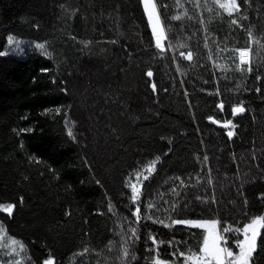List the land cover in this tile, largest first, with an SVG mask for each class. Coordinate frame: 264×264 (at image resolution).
<instances>
[{
    "label": "trees",
    "instance_id": "obj_1",
    "mask_svg": "<svg viewBox=\"0 0 264 264\" xmlns=\"http://www.w3.org/2000/svg\"><path fill=\"white\" fill-rule=\"evenodd\" d=\"M154 2L164 49L141 0H0V227L23 264H190L204 231L173 221L264 215V0Z\"/></svg>",
    "mask_w": 264,
    "mask_h": 264
},
{
    "label": "snow or ice",
    "instance_id": "obj_2",
    "mask_svg": "<svg viewBox=\"0 0 264 264\" xmlns=\"http://www.w3.org/2000/svg\"><path fill=\"white\" fill-rule=\"evenodd\" d=\"M145 4L147 6L148 0H145ZM222 8H225L231 14L232 10H238V4L236 0H228L227 3L220 5ZM151 18V13H150ZM179 19V17H176ZM235 23V21H234ZM153 29L155 31V25H153ZM11 39V38H10ZM159 46V42H158ZM39 48H43L44 45H37ZM183 56L184 53H181ZM246 53L241 51V62H244V57ZM188 59H191V54H188ZM250 70V69H249ZM149 76L152 75L151 72L148 73ZM245 109L242 106L235 107L233 109L234 113L243 112ZM227 126V125H225ZM71 134V133H69ZM229 136H232L233 133L229 132ZM133 191L135 192V187L133 186ZM133 199H136V196H133ZM13 205H8L3 210L5 212L11 213L13 209ZM137 215H139V209H137ZM176 223L181 224H189L197 227H202L203 225L199 222L195 221H176ZM215 223V222H214ZM260 229H264V215L255 217L251 220L250 223L244 225L242 231L244 233V239L237 241V248L239 251L234 253L230 248H224L220 246L221 237L216 234L214 231L206 236L204 239L203 247L200 249V255L191 254L188 259L194 260L195 264H250L251 258L253 256V252L256 250V240L258 235L260 234ZM232 229L225 228L224 231H231ZM13 243H18L13 241ZM22 247V245H21ZM183 255V253H181ZM44 264H53L52 261H45Z\"/></svg>",
    "mask_w": 264,
    "mask_h": 264
},
{
    "label": "rangeland",
    "instance_id": "obj_3",
    "mask_svg": "<svg viewBox=\"0 0 264 264\" xmlns=\"http://www.w3.org/2000/svg\"><path fill=\"white\" fill-rule=\"evenodd\" d=\"M141 1L143 4V8L145 10L146 16H147V20H148L153 38H154V42H155L157 47H159L160 49H164L166 47V44H167V39H166L164 27L162 25L160 16L158 14L156 4H155L154 0H148V4L146 6L145 0H141ZM227 2H228V0H217V3L219 5L227 3ZM150 13H151V18H150ZM153 25H155V31L153 29ZM158 42H159V46H158ZM12 43L14 45L20 44V42L16 41V40L12 41ZM144 177H145L144 173H140V174L135 176V179H134L132 186H131L132 190H133V186L135 187V192L133 191L134 194H137V192L140 188V183H141L142 179H144ZM136 197H137V195H136ZM251 220L249 222H246L245 224H243L240 227H232L231 228L232 230L229 231L227 234L225 233V235L222 233V230H221L218 222L215 220L185 219V220H175V221H173V224L174 225H183V226H187L190 228H196V229L203 230L204 231V238H203V243H202L201 248L203 247L205 237L209 236V234L214 231L216 234H218L221 237V239H220V246L221 247L230 248L234 253H237L239 251V249L236 246L237 241L244 239V233H243L242 229H243L244 225L250 223ZM176 221H195V222H199L203 226L197 227V226L189 225V224L176 223ZM13 241L14 240L12 238L8 237L5 234V232L2 230V228L0 227V247L3 250V255H5L4 264H23L25 256L22 252V247L19 243H13ZM256 242H257V240H256ZM45 261H52L54 264V261L52 258H48ZM155 263L156 264H168L166 261H163L160 259H156ZM190 264H195V261L190 260ZM213 264H214V262H213ZM250 264H251V261H250Z\"/></svg>",
    "mask_w": 264,
    "mask_h": 264
}]
</instances>
